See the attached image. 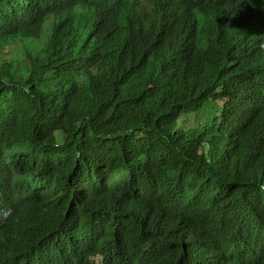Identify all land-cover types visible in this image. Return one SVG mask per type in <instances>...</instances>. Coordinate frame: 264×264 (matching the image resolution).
Segmentation results:
<instances>
[{
	"label": "trees",
	"instance_id": "16d2710c",
	"mask_svg": "<svg viewBox=\"0 0 264 264\" xmlns=\"http://www.w3.org/2000/svg\"><path fill=\"white\" fill-rule=\"evenodd\" d=\"M9 43L0 264H264V0H0Z\"/></svg>",
	"mask_w": 264,
	"mask_h": 264
},
{
	"label": "rangeland",
	"instance_id": "374dc122",
	"mask_svg": "<svg viewBox=\"0 0 264 264\" xmlns=\"http://www.w3.org/2000/svg\"><path fill=\"white\" fill-rule=\"evenodd\" d=\"M150 9L151 12L148 14L153 15V9L150 7L146 8L147 11ZM47 37L48 34L46 32L43 34L42 38L46 40ZM8 62L15 64L17 70L26 68L27 60L25 57V48L22 44L9 43L6 45H0V64ZM212 116L213 114L209 108L195 114H189L187 117L182 116L173 130L185 131L188 135H192L195 132V134H204L207 138H211L212 136L217 135L216 131L213 132L210 130L213 122ZM216 123H219V121H216ZM203 125L206 126L205 131L202 130Z\"/></svg>",
	"mask_w": 264,
	"mask_h": 264
},
{
	"label": "clouds",
	"instance_id": "9594fccd",
	"mask_svg": "<svg viewBox=\"0 0 264 264\" xmlns=\"http://www.w3.org/2000/svg\"><path fill=\"white\" fill-rule=\"evenodd\" d=\"M260 49H261V51H264V43H261Z\"/></svg>",
	"mask_w": 264,
	"mask_h": 264
}]
</instances>
